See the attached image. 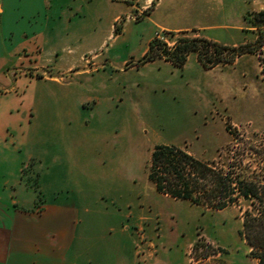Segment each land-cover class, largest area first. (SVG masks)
Wrapping results in <instances>:
<instances>
[{
  "label": "rangeland",
  "instance_id": "374dc122",
  "mask_svg": "<svg viewBox=\"0 0 264 264\" xmlns=\"http://www.w3.org/2000/svg\"><path fill=\"white\" fill-rule=\"evenodd\" d=\"M139 1L78 0L68 41L77 63L56 70L61 82L28 71L13 73V89L0 87V102L13 107L0 123V206L62 207L88 264H257L243 234L246 197L219 210L171 197L150 179L149 163L156 145L173 144L264 183V26L256 19L264 1L243 18L247 29L232 26L234 0L217 27H206L252 50L213 68L189 58L196 52L183 66L142 63L157 35L132 6ZM158 32L170 45L202 36ZM34 95L45 105L42 122L21 125Z\"/></svg>",
  "mask_w": 264,
  "mask_h": 264
},
{
  "label": "crops",
  "instance_id": "0c3cea01",
  "mask_svg": "<svg viewBox=\"0 0 264 264\" xmlns=\"http://www.w3.org/2000/svg\"><path fill=\"white\" fill-rule=\"evenodd\" d=\"M211 1L140 0L139 6H132L148 17L154 25L155 33L194 31L196 35L225 45L244 43L245 39L238 40L234 36L226 40L206 33V27H217L213 21L226 15L232 8L231 0H218L223 7L217 11ZM263 1L234 0L237 17L232 26L238 30L247 29L243 18L249 12L260 9ZM78 15V0H0V87L7 90L10 86L13 89L16 80L13 73L28 71L40 72L44 75L43 79L61 82L56 70L61 72L65 67L68 70L77 63L68 41L75 36L73 28L77 24ZM208 19L211 24L202 23ZM192 57L199 61L197 54H191L189 58ZM238 63L236 61L234 65ZM2 96L0 91V98ZM44 107L41 98L37 102L34 95L26 114L24 112L22 117L20 115L16 119L21 125L30 124L32 120L40 124L46 112L45 109L42 113ZM12 108L9 103L0 102V123L5 121L6 112ZM64 213L62 207L47 205H44L42 211H30L26 207L23 210L13 209L10 204L0 206V264L92 262L89 258L79 261L73 246L74 232L72 226L68 225L69 221L66 223L68 218Z\"/></svg>",
  "mask_w": 264,
  "mask_h": 264
},
{
  "label": "trees",
  "instance_id": "16d2710c",
  "mask_svg": "<svg viewBox=\"0 0 264 264\" xmlns=\"http://www.w3.org/2000/svg\"><path fill=\"white\" fill-rule=\"evenodd\" d=\"M256 19L260 23L258 27L264 26V10L259 11ZM257 41L258 45H264V38ZM250 51L248 43L225 45L203 36H180L173 45L155 37L150 40L141 62L164 59L183 66L190 53L196 52L205 68H213L233 63L238 56ZM149 176L161 193L210 209H224L235 204L240 196L246 197L252 208L243 214V234L251 247V256L257 259V264H264V183L242 174L236 176L231 170L173 144L154 147Z\"/></svg>",
  "mask_w": 264,
  "mask_h": 264
},
{
  "label": "built area",
  "instance_id": "2783aa9c",
  "mask_svg": "<svg viewBox=\"0 0 264 264\" xmlns=\"http://www.w3.org/2000/svg\"><path fill=\"white\" fill-rule=\"evenodd\" d=\"M156 37L157 38H159V39H161V40H164V38L162 37V36H160V34H159V32H156ZM164 41H166V40H164ZM166 42H168V41H166ZM169 43V42H168Z\"/></svg>",
  "mask_w": 264,
  "mask_h": 264
}]
</instances>
